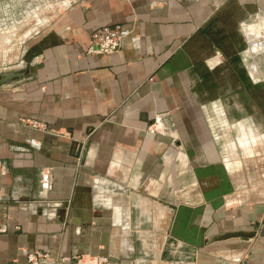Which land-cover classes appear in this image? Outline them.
Returning <instances> with one entry per match:
<instances>
[{
	"label": "crops",
	"instance_id": "0c3cea01",
	"mask_svg": "<svg viewBox=\"0 0 264 264\" xmlns=\"http://www.w3.org/2000/svg\"><path fill=\"white\" fill-rule=\"evenodd\" d=\"M6 17L25 76L0 85V264H264V0H0ZM117 25L124 50L95 54Z\"/></svg>",
	"mask_w": 264,
	"mask_h": 264
},
{
	"label": "built area",
	"instance_id": "2783aa9c",
	"mask_svg": "<svg viewBox=\"0 0 264 264\" xmlns=\"http://www.w3.org/2000/svg\"><path fill=\"white\" fill-rule=\"evenodd\" d=\"M9 19L0 21V27H7ZM133 36V30H125L122 26L104 27L96 29L91 36L93 52L97 55H114L124 50L126 41ZM154 133V130H150ZM264 225V216L262 219ZM29 261L34 264V257L30 256Z\"/></svg>",
	"mask_w": 264,
	"mask_h": 264
},
{
	"label": "rangeland",
	"instance_id": "374dc122",
	"mask_svg": "<svg viewBox=\"0 0 264 264\" xmlns=\"http://www.w3.org/2000/svg\"><path fill=\"white\" fill-rule=\"evenodd\" d=\"M11 31H12V29L10 27H5V28H2V31L0 32V34L3 37H8V35L11 34ZM10 45L8 44L7 38H4L3 43L0 47V75H2L4 73L12 72V70H13V69H11L12 66L10 67L8 65V62L9 63L13 62V60L15 58H18L20 62H22V60H23L24 56H23V54L20 53L21 51L19 52L20 54H18L16 56L11 54V51L8 48V47H10ZM28 56L29 55H27V57ZM27 57H25V58H27ZM20 62H19V64H20L19 67H21V65H22V63H20ZM260 109H261V107H260ZM241 140H245V138L243 136H238V141L242 142ZM237 149H238V147H237ZM240 257H241V251L228 252V253L222 254L221 260L223 259L222 261H224L227 264H233L234 261H237Z\"/></svg>",
	"mask_w": 264,
	"mask_h": 264
},
{
	"label": "water",
	"instance_id": "95a60500",
	"mask_svg": "<svg viewBox=\"0 0 264 264\" xmlns=\"http://www.w3.org/2000/svg\"><path fill=\"white\" fill-rule=\"evenodd\" d=\"M24 76H25L24 72L4 73V74L0 75V85L22 79V78H24ZM255 235L250 236L248 234L240 233V234L229 235L227 237H224V239H229V238H234V237L235 238H247V237H253Z\"/></svg>",
	"mask_w": 264,
	"mask_h": 264
}]
</instances>
